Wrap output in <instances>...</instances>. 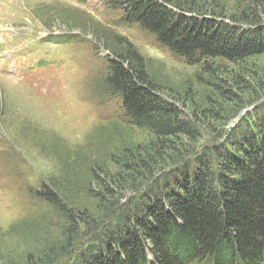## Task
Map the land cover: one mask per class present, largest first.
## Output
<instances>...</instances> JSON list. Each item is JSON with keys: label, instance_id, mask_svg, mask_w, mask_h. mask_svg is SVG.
<instances>
[{"label": "rangeland", "instance_id": "rangeland-1", "mask_svg": "<svg viewBox=\"0 0 264 264\" xmlns=\"http://www.w3.org/2000/svg\"><path fill=\"white\" fill-rule=\"evenodd\" d=\"M252 1L191 0L227 21ZM107 2L0 0V264H72L79 244L83 249L93 240L91 230L110 226L161 175L125 167L129 152L140 155L138 144L153 136L132 125L120 97L102 87L107 56L114 57L110 46L120 50L121 38L137 47L155 83L187 116L209 109L220 116L201 126L199 147L210 143L215 126H236L264 100V54L191 65L140 25H123L122 10ZM96 171L100 183L91 178ZM46 184L81 216L76 245L62 256L71 221L38 197ZM106 185L118 198L101 200L90 191L106 195ZM111 208L116 213L108 217Z\"/></svg>", "mask_w": 264, "mask_h": 264}, {"label": "trees", "instance_id": "trees-1", "mask_svg": "<svg viewBox=\"0 0 264 264\" xmlns=\"http://www.w3.org/2000/svg\"><path fill=\"white\" fill-rule=\"evenodd\" d=\"M107 4L122 10L123 25H140L191 65L239 63L264 54V0H253L231 21L208 16L213 10L191 0ZM118 43L120 50L110 46L114 57L107 56L102 87L120 97L132 125L153 136L148 145L138 144L140 155L129 152L125 167L161 175L129 206L117 213L109 209L108 217L116 213L110 226L93 228V240L83 249L79 244L72 264H264V100L236 126H215L210 143L199 147L201 126H212L220 116L209 114L214 109L187 116L155 83L137 47L124 38ZM91 178L102 182L97 171ZM110 179L121 189L125 185ZM90 191L101 200L118 194L109 185L106 195ZM37 195L71 221L59 256L65 255L78 240L80 214L65 206L53 184Z\"/></svg>", "mask_w": 264, "mask_h": 264}]
</instances>
